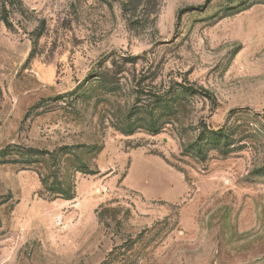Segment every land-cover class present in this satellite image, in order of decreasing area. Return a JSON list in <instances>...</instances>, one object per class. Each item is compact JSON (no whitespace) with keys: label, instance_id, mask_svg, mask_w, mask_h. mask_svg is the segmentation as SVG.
<instances>
[{"label":"rangeland","instance_id":"rangeland-1","mask_svg":"<svg viewBox=\"0 0 264 264\" xmlns=\"http://www.w3.org/2000/svg\"><path fill=\"white\" fill-rule=\"evenodd\" d=\"M81 144L69 200L0 158V264H264V0H0V149Z\"/></svg>","mask_w":264,"mask_h":264},{"label":"trees","instance_id":"trees-1","mask_svg":"<svg viewBox=\"0 0 264 264\" xmlns=\"http://www.w3.org/2000/svg\"><path fill=\"white\" fill-rule=\"evenodd\" d=\"M184 91L193 92L192 88L184 87ZM178 98L170 99L164 96H159L154 101L152 106L147 108L151 111L149 119L146 120L148 129L153 134L160 133L161 126L165 117L173 115L176 112ZM145 109L138 110V113L144 114ZM132 112L125 122L121 124V131L123 133H132L134 131L135 117ZM146 114V113H145ZM238 130L232 127L223 126L219 129H211L201 131L197 138L189 144L187 150L196 153L202 160L206 158L207 153L211 149L228 152L227 149L234 145V135ZM96 145L81 144L77 146H62L55 150L37 149L33 147H22L18 145H9L0 149V158L7 159L14 153L22 157L25 163L38 165L43 170H39L40 180L45 190L54 199H72L75 197V184L72 180L62 179L60 174L62 163H72L75 170L85 174H96L98 170L92 169L88 162L84 161L80 155V150L86 149L92 151L97 149ZM257 173L264 174V168L256 170Z\"/></svg>","mask_w":264,"mask_h":264}]
</instances>
